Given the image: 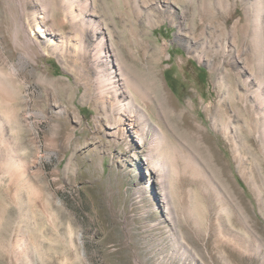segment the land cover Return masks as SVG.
I'll list each match as a JSON object with an SVG mask.
<instances>
[{
  "label": "rangeland",
  "instance_id": "1",
  "mask_svg": "<svg viewBox=\"0 0 264 264\" xmlns=\"http://www.w3.org/2000/svg\"><path fill=\"white\" fill-rule=\"evenodd\" d=\"M228 12L227 0H0L2 148L19 167L17 205L0 169V264H227L216 236L239 264H264V142L246 138L242 112L217 92L227 58L210 68L209 39L242 67ZM119 67L155 107L177 176L152 164L166 155L139 141L136 122L123 117L120 136L101 115L96 70L113 71L122 92ZM220 100L227 133L207 113ZM183 120L228 163L229 194Z\"/></svg>",
  "mask_w": 264,
  "mask_h": 264
},
{
  "label": "bare ground",
  "instance_id": "2",
  "mask_svg": "<svg viewBox=\"0 0 264 264\" xmlns=\"http://www.w3.org/2000/svg\"><path fill=\"white\" fill-rule=\"evenodd\" d=\"M237 2L240 3L239 6H241V13L238 16V18L234 19V12L238 10ZM232 3H236L235 6L237 7V9L234 8L232 9V5H233ZM227 5L228 7H230V12L227 13L226 20L223 23V28L225 30V35L230 36L232 38V41L236 44L235 51L237 52V54L239 56H243L240 58L242 62V67H239L237 61H232L231 59H229L231 56L230 52L227 51L226 53V49L222 48L221 44L218 45V47H214L212 41L209 39L207 40L209 51L208 49L206 51L213 53L212 64L210 65V68L213 71L215 70L219 71L220 68L222 67V63L227 58L228 69L223 70L224 71L223 74H221V76L216 79L215 84L218 87L217 92L218 93H221V91L224 92V97L222 98L223 103L226 101L232 109H236L237 113L242 112L244 128L246 129L244 131L245 132L244 135L246 136V138H249L253 133H257L261 136L264 142V109H263L264 106V0H227ZM71 8L69 6L68 13L70 15H73V11ZM228 20H232L230 25H228L227 23ZM243 47L244 50H242ZM239 68H241V70ZM114 73H117V75L121 77L120 80L122 81V85L124 89L122 92H120L114 84L115 80L113 79L114 77L113 71L109 72L107 70H101V69H98V71L96 70V75L94 80H95V85L97 87L96 97L97 100L102 104L101 115L104 116L106 121L108 120L107 122L109 121L114 122L115 125L114 133L120 136H123L125 134V128L124 127L122 128L123 117L125 116L129 117L130 121L136 122L139 129L138 132L139 141L144 142L145 140H149V144L151 143L150 145L155 147L153 148V150L156 151L157 155L163 157L164 159L166 157L164 163L161 164L160 161L156 159L157 161L152 162V164L156 168L159 167L160 170L163 169L164 172L171 170V173L177 176L179 169L175 163L177 160L176 157H173V154L169 152L170 149H167L168 147H165L164 151L171 154V156L168 157L165 153H164L166 155L165 157L163 156L164 154L162 155L161 148L166 140V132L164 131L163 127H161V125L154 122L151 118L152 115L155 117L157 115L153 111L155 107L154 108L151 107V103L147 101L148 97L146 91H143V89H141L140 86L124 72L123 68L121 67L117 68V71H115ZM247 75L249 77H247ZM155 85H156L155 89L158 92L163 91L157 73L155 74ZM124 95L126 96V99L122 97ZM1 97H2V86L0 81V109L2 106V99H3V97L2 99ZM156 98L155 99L158 101L157 105L159 109H163L169 112L170 111L173 112V110L175 111L176 108L171 105L170 101H167L166 99L160 100L158 96H156ZM207 113L212 118L214 128L217 125H219L221 126L222 131L224 133H227V130L235 127L233 123V119L229 115L226 106L221 105V100L218 101V109L216 112H212L210 109H207ZM1 116L2 115L0 110V169L3 173H5V175L9 173L11 189L13 190L11 198L13 202L17 205L18 203L17 183L19 179L18 161L16 159L15 153L13 154L11 151L6 155V157H4L5 153L2 148L4 139H3ZM183 118H186V115H184ZM182 125L185 128V130H187V132H189L191 135L195 136L198 139L197 141L204 150L205 156H207V160L211 165L210 167L211 168L213 167L215 169L216 175L218 177L217 179L220 180V184L222 185V188L225 190V192L227 191L229 194L230 191L228 190L229 189L228 186H231L230 185L231 182L228 176L229 165L226 161L223 160V158L213 147L212 138L207 133L203 132L201 126L195 125L193 127L191 125H188V123L185 122V120H183ZM200 155H202V152ZM233 158L236 159V155H234ZM165 195H167L166 192ZM235 206L238 209L240 208V206L238 207L237 204ZM171 209L172 208L170 207V210ZM223 210L227 213V215H229L228 211H226L225 208ZM254 229L253 231H255ZM183 233L184 232H181L182 235ZM214 233H216L215 230L213 231V234ZM193 244H191L192 247ZM198 246H194V247L197 249ZM213 247L221 249V251L223 252V257L227 264L230 263L239 264L241 256L237 254V252L234 251L233 249H230L227 246L226 241L220 240V236L218 237L216 236L213 243ZM196 251L198 252V250ZM201 256L200 259L203 260L204 258ZM208 256L211 257L210 255Z\"/></svg>",
  "mask_w": 264,
  "mask_h": 264
}]
</instances>
